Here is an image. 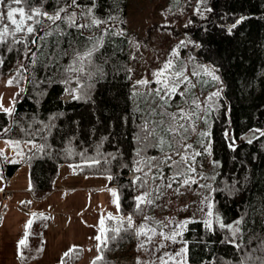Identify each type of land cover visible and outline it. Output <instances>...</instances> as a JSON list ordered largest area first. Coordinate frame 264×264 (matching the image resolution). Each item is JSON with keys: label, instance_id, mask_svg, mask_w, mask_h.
<instances>
[{"label": "trees", "instance_id": "16d2710c", "mask_svg": "<svg viewBox=\"0 0 264 264\" xmlns=\"http://www.w3.org/2000/svg\"><path fill=\"white\" fill-rule=\"evenodd\" d=\"M63 2L32 0L33 6H42L49 14ZM126 3L127 0H95V16L107 21L99 27L69 29L58 21L64 29L62 35L49 36L40 46L31 45L29 37V47L37 53L36 57L30 53L25 55V46L13 43L10 36L8 43L0 44V60L4 62L0 65V78L7 82L11 79L12 85L20 87L14 97L13 115L0 111V131L11 125V131L0 135V140L34 139L36 145H44L42 151L34 148L25 154L23 162L28 167L29 191L39 198L50 193L61 164L69 165L78 175L112 176V186L135 192L126 200V215L111 216L112 219L103 216L106 229L115 227L117 220H126L129 215L145 217L144 211L149 204H142V211L137 212L134 198L148 188H141L139 182L134 184L131 174L141 175L132 171L137 159L138 125L143 124L147 109L159 103L147 93L131 89L127 46L135 36L128 28ZM79 4L81 7L75 10L86 11L92 7V0H79ZM195 8L197 11L198 0ZM208 8L212 11H207ZM6 11L0 6V12L6 14ZM204 11V16L192 18L190 28L184 30L189 54L177 67L185 69L188 65L191 73H201L197 80L200 94L216 85V81L204 74L202 65L215 68V74L220 77V95L206 103L212 122V158L218 164V170L211 198L213 217L206 216V219H212V229L205 228L204 220H191L193 222L183 232V239L188 241V264H239L244 254L251 253L264 239V137L258 135L252 143L247 139L250 130L264 128V0H205L199 4L197 12L202 14ZM110 16L116 19L109 20ZM241 17H244L241 23L231 28ZM80 22L88 23L89 20L81 19ZM43 24L50 25L51 22L44 20ZM36 27L42 35L44 29L40 25ZM117 32L122 35H116ZM21 36L17 34V38ZM93 36L103 37V42L87 69L93 73L91 79L87 75L67 72L74 59L73 50L90 48L89 39ZM194 48H197L196 57L191 53ZM21 64L26 65L27 70L18 75ZM77 79L86 94L81 99H72L68 92L76 87ZM76 94H80L79 88ZM191 99L192 102L195 97ZM172 105L171 101L168 111H177ZM226 130L235 140L234 149L230 147L231 140L225 137ZM195 131L189 134L188 141ZM32 133L34 136L29 135ZM143 155L160 157L161 151L149 146ZM91 158L99 159L100 163L88 166L86 161ZM20 165L0 160L5 182L14 176ZM172 171L164 169L166 175L171 176ZM216 215L225 225L243 218L238 234V239L244 241L243 252L229 243L232 232L219 226ZM146 222L160 229L156 219L150 217ZM30 230L31 227L28 233ZM135 236L132 230L121 232L116 241H110L108 247L101 249L88 264H93L99 255L103 259L96 264H115L108 255L125 250ZM25 240L24 246L29 241ZM24 246L20 250L22 258L19 257L22 262L28 258ZM75 249L65 258V264L82 261L83 250Z\"/></svg>", "mask_w": 264, "mask_h": 264}, {"label": "rangeland", "instance_id": "374dc122", "mask_svg": "<svg viewBox=\"0 0 264 264\" xmlns=\"http://www.w3.org/2000/svg\"><path fill=\"white\" fill-rule=\"evenodd\" d=\"M196 1L127 0L128 28L131 34L135 36V39L130 40L127 46L133 92L148 93L151 89L157 88L159 85L154 82L153 73L162 68L165 61L172 60L174 65L179 66L180 60H186L190 46L184 30L190 28L191 23L189 21H192V18L206 14L205 11L202 14L196 11ZM174 31H176V34ZM181 41H184V44L181 45ZM173 49L176 50L178 56L171 54ZM184 70L196 86L190 88L187 92L184 91L183 85L180 87L178 94L172 100L173 110L178 108L189 110L192 106V96L204 102L211 93L217 92L220 86L219 82L216 81L213 88L200 94L197 86L199 77L192 75L188 65ZM142 79H146L150 83L138 85L137 81ZM6 85L7 80L0 78V106H2L0 111H2V108L14 107V97L20 90L17 85ZM179 93L184 94L180 95ZM204 108L207 109V114L203 115L201 119H195L196 131L188 141L196 151L202 153L195 158L194 167L196 171L191 174L192 179L196 182L184 186L176 183L173 184L172 188H167L168 181L164 180L156 181L155 184L148 186V191L153 192V203L147 206L143 216L156 219L160 225H168L169 227L163 228L165 233L172 226L169 224L170 220L174 223L186 219L205 220L208 209L206 203H202V201L205 200V197H208V202L211 203L213 177L215 178L217 175L218 164L213 160L211 152L210 129L212 122L210 109L206 103ZM202 113L203 109L197 110V115ZM200 132H206L208 135L202 137L198 135ZM196 135L199 137L195 138ZM252 135L253 133L250 132L247 138ZM256 135L259 134L256 133ZM6 141L9 140H0V160L5 162L14 161L21 165L7 182L3 179L0 169V189H26L29 183L28 167L23 161L26 152L34 148L23 142L14 144L6 143ZM111 181L106 176L78 175L69 165L61 164L54 180V187L57 190L46 201L44 205L46 208L42 207L40 205L42 203L37 202L31 196L27 198L26 203L13 206L16 210L24 209L28 211V215L9 213L15 197L9 199L8 202H0V264H59L60 253H65L73 246L80 247L83 250V259L78 264H88L93 257L98 255V241L95 237L99 234L101 217L111 214L114 218H120L126 215L128 211L126 200L135 192L112 186L113 181ZM155 185H159L158 193L154 191ZM201 185H209L210 187L205 188ZM110 189L116 191V197L112 195ZM102 191H105L104 198ZM117 198L119 202L117 208H114L113 205ZM44 209L47 210L43 211ZM29 220H32V225L26 236L24 227ZM133 220L135 225L144 224L153 227L143 217H133ZM44 228L45 232L41 230ZM156 230L157 234L153 236L150 243L147 242L145 236H135V239L125 250L109 254V259L114 261L115 264H137L138 260L140 264H160L157 257L165 251L169 253L179 251L182 243H172L170 240H164L158 234L161 229ZM25 238L29 240L27 245L24 246V253L28 258L26 262H22L17 254V245L18 241ZM177 240L179 241L180 237H177ZM161 243L165 247L157 251V247ZM32 244L39 251L43 244L47 245V249L44 252L42 251L43 253L41 252L38 257L36 254L34 255L33 249L30 248ZM141 244L144 247H140ZM177 259L180 258L177 257Z\"/></svg>", "mask_w": 264, "mask_h": 264}, {"label": "snow or ice", "instance_id": "6c2138e0", "mask_svg": "<svg viewBox=\"0 0 264 264\" xmlns=\"http://www.w3.org/2000/svg\"><path fill=\"white\" fill-rule=\"evenodd\" d=\"M205 2V0H198V8L199 4ZM12 5H17L18 7H13ZM0 6H3L7 9L6 14L0 12V44L8 43L7 38L10 36L13 38L12 42L15 44H23L25 46L26 52L25 55L31 54L32 57H36L37 53L32 51L29 47L28 38L31 37L30 43L31 45L40 46L42 42L46 40L47 37L53 35H62L64 29L60 27V23L66 24V26L76 29H86L92 26L99 27L101 24H107V21L101 20L97 18L94 14L95 0H92V7H89L86 11H76L75 9H79L81 6L79 4V0H64L63 4H58L57 8L54 10L53 14H49L46 10L43 9L42 6H33L32 0H0ZM207 11H212L211 8H208ZM17 17H19L17 19ZM81 19L89 20L88 23H81ZM116 17L110 16L109 20H114ZM244 17H241L236 21L235 24L231 26V28H235L236 25L241 23ZM7 23H3L4 21ZM50 21V25H44L43 21ZM60 23H57V22ZM191 23V21H189ZM40 25L41 28L44 29L43 34H38L40 29L36 26ZM231 28L228 30L231 33ZM107 31V29H105ZM17 34H22L20 38H17ZM109 34H112L109 32ZM116 35H122V33L117 32ZM91 43L90 48H86L84 51H79L74 49L73 56L74 59L72 63L66 69L67 72L78 73L80 75H87L89 79H91L93 73L87 71L89 65L92 63V58L102 46L103 37L97 38L95 36L89 39ZM184 44V41H181V45ZM179 47V46H178ZM11 51V48L9 49ZM173 56H178V53L175 49L172 50L171 53ZM52 59V57H49ZM4 62L0 60V65ZM35 63V61H33ZM204 74L211 76V79L219 82L220 77L217 76L216 69L211 68L209 66L202 65ZM27 66L24 64L20 65V70H18V75L22 71H26ZM193 76L199 77L201 75L200 72L194 71L192 73ZM153 76L155 77L154 82L159 85L155 89H151L147 95L152 97L154 101H158L159 103L156 107H150L145 112V120L143 124L138 125L140 131L136 136L137 141V149H136V157L137 159L134 161L136 165L132 171L133 173H140L141 175L133 176V183L139 182L140 187L147 189L150 184H155L156 181H164L167 180L166 184L167 188H172L173 184L180 183L181 186L188 185L189 183H195L196 181L192 179L191 174L195 173L196 169L195 158L202 153L196 151L192 144L188 143L189 134L195 131V119L203 118V115L207 114V109L204 108V104L208 101H212L213 97H218L220 92L211 93L204 102L199 101L198 99H194L192 101V106H190L189 110H185L184 108H178L175 112H169L168 107L170 106V102L174 99L175 95L178 94V90L183 85L184 91L187 92L190 88H194L196 85L192 83L191 79L188 75L185 74V70L182 67H177L174 65L172 60H167L163 63V67L157 69ZM67 83L68 81H64ZM207 81H205L206 83ZM13 80H9L6 86H11ZM150 82L146 79H142L137 81L138 85H147ZM91 87V85H89ZM77 88L80 89V94L77 95ZM84 86L80 84L79 79L76 80V87L72 88L68 95L71 96L72 99H81L85 95ZM139 93H134V95H138ZM183 95L184 93H179ZM2 107V106H0ZM203 109V113L201 115H197V110ZM3 113L12 116L14 113L13 108H2ZM154 117H160V119H154ZM11 131V125L5 127L0 131V135L6 134ZM253 135L248 138V143H252L253 140L258 139L259 137H264V130L262 129H252ZM259 134V137L256 135ZM34 136V133L29 134ZM200 136H207L208 133L200 132L198 133ZM226 139L231 140L230 147L235 145V140L229 135V133L225 132ZM25 143L32 146V148H36L38 151H42L44 149V145H36L34 139H28L25 141H6V143ZM149 146L159 148L161 151L160 157H145L143 155L145 149ZM165 148L168 150L165 151ZM207 150V149H205ZM31 151V149H30ZM112 159H116L115 156L111 157ZM14 162V161H13ZM106 163L108 161H105ZM86 163L88 166H92L94 164H99L100 160L97 158H91L87 160ZM168 168L172 171L171 176H166L164 173V169ZM109 180H112L113 177L109 176ZM214 179V177H213ZM201 187L208 188L209 185H201ZM112 195L114 197L117 196L115 190L110 189ZM155 192H159V185H155ZM158 198V196H157ZM136 201V211H142V204H152L153 203V192L152 191H143L139 196L134 198ZM209 198L205 197V200L202 203H206V207L208 209L206 216L211 218L213 217L212 207L213 205L208 202ZM203 211V209H202ZM35 215V214H33ZM109 219H112L111 214H109ZM242 219H237L234 224L225 225L220 222V218L218 215L215 216V220L219 223L221 228H227L232 232V239L229 243L232 244L238 251H244V241L243 239H238V234L241 232L240 224L242 223ZM145 221L150 220V217L145 216ZM193 221L184 220L179 223H174L173 221H169V224L172 226L169 228V231L165 233L163 228L169 227L168 225H160V232L158 233L164 240H170L172 243H182V247L179 251H175L169 253L165 251L161 256H158L157 259L160 260V264H188V241L183 239V232L187 230V225ZM32 220H29L26 229L31 225ZM100 229L99 234L95 237L98 241L97 251H101V248H107L110 241H116L121 232L132 230L135 232L137 237L145 236L147 238V242H151L154 235L157 234L156 228L148 227L147 225L140 224L135 225L133 218L129 215L126 220L119 219L116 221L115 227L105 228L104 227V217L102 216L100 221ZM205 228L208 230L212 229V219H205L203 221ZM112 233L111 236L108 233ZM151 233V235H149ZM27 236V231L25 233ZM177 237H180V240H177ZM26 244L25 239H21L18 241V256L22 258V253L20 252V247ZM140 247H144L143 244ZM165 245L161 243L157 247V251L164 248ZM75 246L66 251L60 259V264H65V258L69 257L71 253L75 251ZM261 253L260 255H255V253ZM179 257L180 259H177ZM103 256L99 255L93 261V264H96V261L102 260ZM137 264H140V261H137ZM239 264H264V239L259 241V246L255 247L251 250V253H245L243 258L239 261Z\"/></svg>", "mask_w": 264, "mask_h": 264}, {"label": "crops", "instance_id": "0c3cea01", "mask_svg": "<svg viewBox=\"0 0 264 264\" xmlns=\"http://www.w3.org/2000/svg\"><path fill=\"white\" fill-rule=\"evenodd\" d=\"M104 188V187H103ZM10 189V188H9ZM1 190V189H0ZM11 191H12V197L11 198H14L15 197V200H14V202L12 203L13 205H12V209H10L9 210V213L11 212V213H15V214H20V213H23L24 215H28L29 213H28V211H25L24 209H18V210H16V208L15 207H13V206H16L15 204H24V203H26V201L28 200L27 198H29L30 196L34 199V200H36L37 202H39V203H42V204H40V205H42V207H44V208H46L44 205H45V203H46V201L51 197V195L57 190L54 186H53V190L50 192V193H48L47 195H45V196H43V197H34V195L29 191V183H28V186H27V188L26 189H18V188H13V189H10ZM105 190V189H104ZM104 192L105 191H102V196H103V198H104ZM10 198V199H11ZM0 202H1V198H0ZM119 202V200H118V198L117 199H115V203H114V208H117V203ZM19 206V205H18ZM47 209H44L43 211H46ZM27 225V224H26ZM26 225H25V232L27 231L28 232V230L30 229V227H31V225H32V223H31V225L26 229ZM24 228H21V229H24ZM43 228V227H42ZM42 231H44L45 232V228L44 229H41ZM45 234V233H44ZM46 235V234H45ZM44 235V236H45ZM26 239V238H25ZM30 248L31 249H33V251H34V255L36 254V256H40L41 255V252L43 251H46V249H47V245H45V244H43L42 246H41V250L39 251V250H37L36 249V246L34 245V244H32L31 246H30ZM20 250H21V247H20ZM42 252V253H43ZM63 254L64 253H60V258L63 256ZM39 260V259H38Z\"/></svg>", "mask_w": 264, "mask_h": 264}, {"label": "built area", "instance_id": "2783aa9c", "mask_svg": "<svg viewBox=\"0 0 264 264\" xmlns=\"http://www.w3.org/2000/svg\"><path fill=\"white\" fill-rule=\"evenodd\" d=\"M0 194L2 201H7L11 197L12 192L10 190L3 189Z\"/></svg>", "mask_w": 264, "mask_h": 264}, {"label": "water", "instance_id": "95a60500", "mask_svg": "<svg viewBox=\"0 0 264 264\" xmlns=\"http://www.w3.org/2000/svg\"><path fill=\"white\" fill-rule=\"evenodd\" d=\"M196 51H197V48H194V49L192 50V52H191V53H192V56L196 57V55H195V52H196ZM133 176H134V175L131 174V179H133ZM112 181H113V179H112ZM112 181H111V182H112Z\"/></svg>", "mask_w": 264, "mask_h": 264}]
</instances>
